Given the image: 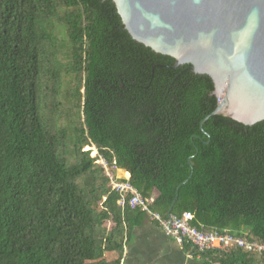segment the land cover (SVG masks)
Segmentation results:
<instances>
[{"label":"trees","instance_id":"1","mask_svg":"<svg viewBox=\"0 0 264 264\" xmlns=\"http://www.w3.org/2000/svg\"><path fill=\"white\" fill-rule=\"evenodd\" d=\"M174 65L111 0H0V264H121L147 216L100 158L161 217L264 244V120H204L211 79ZM180 245L204 264H264V250Z\"/></svg>","mask_w":264,"mask_h":264},{"label":"water","instance_id":"2","mask_svg":"<svg viewBox=\"0 0 264 264\" xmlns=\"http://www.w3.org/2000/svg\"><path fill=\"white\" fill-rule=\"evenodd\" d=\"M111 1L133 40L211 79L218 103L204 120H264V0Z\"/></svg>","mask_w":264,"mask_h":264},{"label":"built area","instance_id":"3","mask_svg":"<svg viewBox=\"0 0 264 264\" xmlns=\"http://www.w3.org/2000/svg\"><path fill=\"white\" fill-rule=\"evenodd\" d=\"M92 153H94L91 154L92 156L96 155L95 151ZM99 164L104 169L109 185L120 192L130 193V204L138 206L150 220L156 222L161 230L166 235L172 237L178 244H181L184 239H187L199 251L232 245H237L245 250H264V244L258 245L255 242H249L237 235L229 233H204L195 229L193 226H190V220L192 219L190 212H183L180 216L169 215L167 218L161 217L160 214L149 209L150 200L142 198L128 182L117 181V179H127L128 177H119L117 171H110L102 158L99 159ZM122 202V198L118 200V204H122Z\"/></svg>","mask_w":264,"mask_h":264},{"label":"crops","instance_id":"4","mask_svg":"<svg viewBox=\"0 0 264 264\" xmlns=\"http://www.w3.org/2000/svg\"><path fill=\"white\" fill-rule=\"evenodd\" d=\"M117 171L123 172L120 169ZM106 257L111 260L114 255L108 253ZM121 264L204 263L198 254L184 249L172 237L166 235L154 221L145 217L140 225L131 230L130 237L124 245Z\"/></svg>","mask_w":264,"mask_h":264},{"label":"rangeland","instance_id":"5","mask_svg":"<svg viewBox=\"0 0 264 264\" xmlns=\"http://www.w3.org/2000/svg\"><path fill=\"white\" fill-rule=\"evenodd\" d=\"M91 154H92V153H91ZM117 173H118V176H119V177H123V176L121 175V172H118V171H117Z\"/></svg>","mask_w":264,"mask_h":264}]
</instances>
